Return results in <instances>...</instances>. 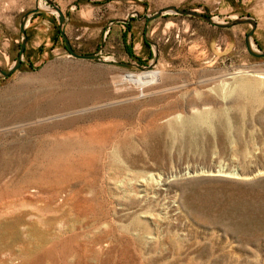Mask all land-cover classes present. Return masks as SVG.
Here are the masks:
<instances>
[{"label":"rangeland","instance_id":"374dc122","mask_svg":"<svg viewBox=\"0 0 264 264\" xmlns=\"http://www.w3.org/2000/svg\"><path fill=\"white\" fill-rule=\"evenodd\" d=\"M53 1L80 52L105 34L103 55L147 64L141 16L169 4L249 14L264 51V0ZM35 2L0 0V65ZM58 21L34 13L20 66L0 77V264H264V58L247 51L250 25L165 13L148 23L159 53L142 72L70 55Z\"/></svg>","mask_w":264,"mask_h":264},{"label":"water","instance_id":"95a60500","mask_svg":"<svg viewBox=\"0 0 264 264\" xmlns=\"http://www.w3.org/2000/svg\"><path fill=\"white\" fill-rule=\"evenodd\" d=\"M45 1L48 2L47 6L43 5L40 2V0H36L35 6L31 9L25 11L22 14V16L20 17V21H19L20 41H19L18 53H17L14 61L12 62V64L9 65L8 67H4V66L0 65V77L4 78V77L10 75L12 72H14L20 66L22 59H23L26 43H27V32H26L27 22L34 13H41V12H46V11L56 13V15L59 17V21H58L59 33L61 34L63 42H64V46L70 55H72L76 58H80V59L97 60V61L104 63V64H107V65H114V66H119V67L130 68V69H139L142 71L154 69V67L156 65L157 58H158L159 48H158L157 42L154 41L152 38H150L147 35L148 23L151 20H153V19H155L161 15H164L165 13H178V14L189 15L192 17L202 19L211 25L223 27V28L224 27H231V26L241 24V23H247L250 25L249 29L244 34V42H245V46L247 48V51L253 56L264 58V51L255 47L252 43V35H253L254 29L257 25V21L253 16H251L249 14L237 15V16H234V17L228 19V20H219L217 17L215 18V16L207 14L203 11H200V10H197L194 8L179 7V6L174 5V4L166 5L164 7L157 9L156 11H154L152 13H147L144 16H141V17H145V21H146L145 28H144V38H145L146 42L149 43L153 49L152 60L149 61L147 64L141 65L137 62L119 60V59H115L113 57H108V56L103 55L101 53V51H102V47L104 45L105 34H103V36L100 40V43H99V45L95 51L80 52V51H77L72 46V44H71V42H70V40H69V38L65 32V26H66L67 19H66V16L64 15L62 9L60 8V6L58 4H56L53 0H45ZM128 20L129 19H127V18H115V19L111 20L110 22H108L106 25L108 27H110L114 22H118V21L127 22Z\"/></svg>","mask_w":264,"mask_h":264},{"label":"bare ground","instance_id":"6f19581e","mask_svg":"<svg viewBox=\"0 0 264 264\" xmlns=\"http://www.w3.org/2000/svg\"><path fill=\"white\" fill-rule=\"evenodd\" d=\"M216 18V17H215ZM154 69H151V70H144L142 72H150V71H153ZM209 173V172H208ZM212 173V172H211ZM220 173V172H219ZM231 173V172H230ZM217 174V173H216ZM43 239V238H42ZM46 240V239H45Z\"/></svg>","mask_w":264,"mask_h":264},{"label":"trees","instance_id":"16d2710c","mask_svg":"<svg viewBox=\"0 0 264 264\" xmlns=\"http://www.w3.org/2000/svg\"><path fill=\"white\" fill-rule=\"evenodd\" d=\"M58 32H59V30H58Z\"/></svg>","mask_w":264,"mask_h":264}]
</instances>
